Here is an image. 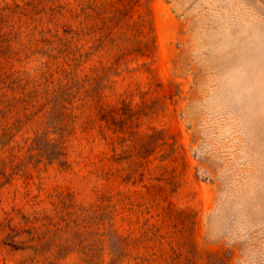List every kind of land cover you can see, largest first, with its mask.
I'll list each match as a JSON object with an SVG mask.
<instances>
[{"label": "rangeland", "instance_id": "rangeland-1", "mask_svg": "<svg viewBox=\"0 0 264 264\" xmlns=\"http://www.w3.org/2000/svg\"><path fill=\"white\" fill-rule=\"evenodd\" d=\"M0 264H264V0H0Z\"/></svg>", "mask_w": 264, "mask_h": 264}]
</instances>
